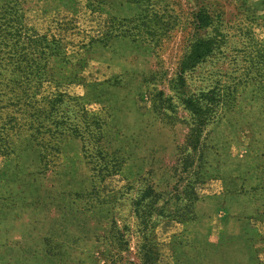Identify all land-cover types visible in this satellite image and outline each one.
Listing matches in <instances>:
<instances>
[{
	"label": "rangeland",
	"instance_id": "rangeland-1",
	"mask_svg": "<svg viewBox=\"0 0 264 264\" xmlns=\"http://www.w3.org/2000/svg\"><path fill=\"white\" fill-rule=\"evenodd\" d=\"M20 4L28 34L58 39L60 53L47 58L51 83L5 88L0 78V100L62 101L38 146L13 136L0 155V264L264 263V0ZM198 40L213 51L180 86ZM2 53L4 64L18 59ZM210 90L226 105L204 128L198 162L183 100ZM15 110L0 109V127ZM188 154L204 181L194 218L181 221L174 198L193 180L182 172ZM148 186L158 200L136 205Z\"/></svg>",
	"mask_w": 264,
	"mask_h": 264
},
{
	"label": "trees",
	"instance_id": "trees-1",
	"mask_svg": "<svg viewBox=\"0 0 264 264\" xmlns=\"http://www.w3.org/2000/svg\"><path fill=\"white\" fill-rule=\"evenodd\" d=\"M21 2L22 0H0V54H3V49L11 48L13 52L11 54L18 56L16 62L11 59L8 64H4L0 60V78L3 79V83H6L4 84L5 88L9 84H17L18 78L34 79L36 80L35 84H37L36 89H38L43 83H51L45 74L47 58L58 56L61 45L59 40L54 37L49 39L47 36L28 34L23 25ZM196 19L199 28L209 25V18L203 11L196 15ZM28 49H31L32 54L35 55L33 60H29L27 55H19ZM212 49L213 46H211L210 41L198 40L191 46L189 54L180 65V75L178 77L180 86H183V73L202 62L212 53ZM61 97L62 94H58L46 98L47 101L44 100L46 103L43 104L45 107L40 108L38 102L34 100V96L28 97L25 94L23 96L14 94L8 98L1 96L0 109L7 108L10 105L16 109V113H14V117L8 120V123H3L0 127V155L8 157V150L11 146L10 138L13 136H20L19 138H22L23 141L21 144L25 143L27 145L32 142L34 146H38V142L44 140L45 137V133L41 131L44 128L43 121L51 116L50 114L54 111L56 104L62 101ZM6 101L10 103L2 106V103ZM225 103L223 97L213 90L183 100L185 108L192 115V124L187 137L188 148L193 154L200 153L197 158L198 162L202 159L200 149L205 148V144L202 143L204 128L206 125L215 123L218 120L221 107H224ZM96 142H100L98 137ZM193 164L194 160L188 154L184 158L182 172L183 174L191 173L193 180L185 184L179 196L174 198L175 203L176 201L182 202L175 210L178 220L181 221L194 218V206L198 201L195 186L202 184L204 181V167L199 166L188 172ZM237 179L239 177L235 178V180ZM258 189H264V184ZM251 190H253V187H251ZM158 198L159 195L155 193L152 187L148 186L143 190L136 205L140 206L144 200L154 202ZM258 264L264 263L259 262Z\"/></svg>",
	"mask_w": 264,
	"mask_h": 264
}]
</instances>
